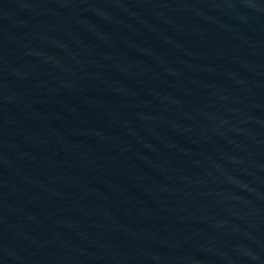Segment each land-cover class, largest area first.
Listing matches in <instances>:
<instances>
[{
  "label": "water",
  "instance_id": "1",
  "mask_svg": "<svg viewBox=\"0 0 264 264\" xmlns=\"http://www.w3.org/2000/svg\"><path fill=\"white\" fill-rule=\"evenodd\" d=\"M0 264H264V0H0Z\"/></svg>",
  "mask_w": 264,
  "mask_h": 264
}]
</instances>
